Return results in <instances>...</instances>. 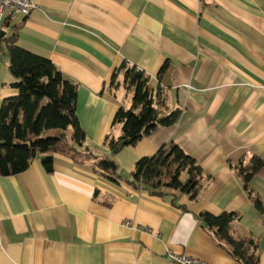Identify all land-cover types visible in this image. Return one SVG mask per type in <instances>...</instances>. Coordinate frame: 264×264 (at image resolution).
Returning <instances> with one entry per match:
<instances>
[{
	"label": "crops",
	"instance_id": "obj_1",
	"mask_svg": "<svg viewBox=\"0 0 264 264\" xmlns=\"http://www.w3.org/2000/svg\"><path fill=\"white\" fill-rule=\"evenodd\" d=\"M32 2L7 27L0 14L5 42L15 37L75 84L90 150L113 155L127 179L137 159L173 140L207 178L194 200L169 189L152 195L113 183L68 153H52L47 172L38 155L25 171L0 175V264H171L170 252L194 264H240L202 229V211L238 212L232 232L252 236L264 264V210L252 203L257 197L264 207V163L247 189L236 169L252 157L264 161V0ZM122 60L148 74L154 92L164 88L181 116L113 153L107 141L121 132L114 114L132 102L121 76L111 84ZM12 80L0 46V104L16 94ZM65 134L69 141L71 130Z\"/></svg>",
	"mask_w": 264,
	"mask_h": 264
},
{
	"label": "trees",
	"instance_id": "obj_2",
	"mask_svg": "<svg viewBox=\"0 0 264 264\" xmlns=\"http://www.w3.org/2000/svg\"><path fill=\"white\" fill-rule=\"evenodd\" d=\"M11 15L4 17L8 26ZM5 32L0 29V43L5 42ZM4 52L8 57L10 83L16 94L2 100L0 104V175L10 176L25 171L33 159L41 156L47 172L52 171V153H68L78 163H85L93 171L113 183H125L136 192L146 191L152 195H163L165 189L186 194L191 200L206 176L199 164L180 144L170 140L162 144L151 156L137 159L129 178L118 173V164L113 155L93 153L86 143V135L76 114L77 87L68 81L47 58L33 54L16 44L15 37L5 42ZM165 65L162 67L164 70ZM122 84L131 92L129 107L120 105L113 124H120L117 138H110L107 145L115 147L133 146L140 139L153 134L158 128L174 125L181 116L179 108H170L166 91L161 86L150 87V76L126 60L115 68L112 85ZM117 87V86H116ZM71 130L70 140L65 132ZM55 132V133H54ZM70 149L67 151L66 149ZM264 161L252 157L247 165L237 164L247 189L250 177L258 171ZM251 195V190L248 189ZM175 200L173 195L172 201ZM252 203L260 212L263 204L257 197ZM202 229L240 264H258L257 241L252 236H235L232 224L240 219L238 212L223 211L213 214L202 211L197 214Z\"/></svg>",
	"mask_w": 264,
	"mask_h": 264
},
{
	"label": "built area",
	"instance_id": "obj_3",
	"mask_svg": "<svg viewBox=\"0 0 264 264\" xmlns=\"http://www.w3.org/2000/svg\"><path fill=\"white\" fill-rule=\"evenodd\" d=\"M34 8V3L32 0H0V14L6 17V14L11 16L14 14L28 15ZM6 12V14H5ZM126 224L132 226V223L128 220L125 221ZM262 224L264 225V218L262 219ZM148 229V228H147ZM153 233L152 230H146ZM171 264H194L199 263V261L184 255L170 252Z\"/></svg>",
	"mask_w": 264,
	"mask_h": 264
},
{
	"label": "water",
	"instance_id": "obj_4",
	"mask_svg": "<svg viewBox=\"0 0 264 264\" xmlns=\"http://www.w3.org/2000/svg\"><path fill=\"white\" fill-rule=\"evenodd\" d=\"M117 150H118V147H115V148L112 149V152L114 153V152H116Z\"/></svg>",
	"mask_w": 264,
	"mask_h": 264
}]
</instances>
